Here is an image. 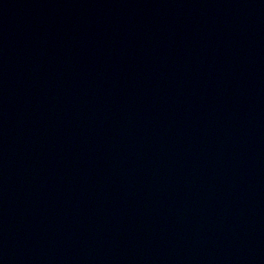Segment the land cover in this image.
Returning a JSON list of instances; mask_svg holds the SVG:
<instances>
[{"label":"water","instance_id":"obj_1","mask_svg":"<svg viewBox=\"0 0 264 264\" xmlns=\"http://www.w3.org/2000/svg\"><path fill=\"white\" fill-rule=\"evenodd\" d=\"M0 264H264V0H0Z\"/></svg>","mask_w":264,"mask_h":264}]
</instances>
